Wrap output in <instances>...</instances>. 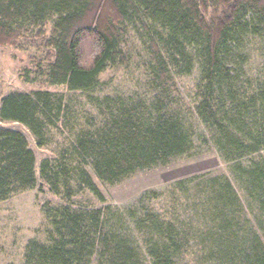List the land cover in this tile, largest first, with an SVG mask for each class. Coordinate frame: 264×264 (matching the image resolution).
<instances>
[{"label":"trees","instance_id":"trees-1","mask_svg":"<svg viewBox=\"0 0 264 264\" xmlns=\"http://www.w3.org/2000/svg\"><path fill=\"white\" fill-rule=\"evenodd\" d=\"M130 28L146 52V101L102 96V121L79 130L60 160L44 159L38 168L25 136L0 128V201L14 190H42L41 180L68 203L55 218L57 237L35 245L25 264H176L185 238L154 211L137 218L129 212L139 243L121 233L108 208L81 210L71 200L76 191H88L105 201L90 172L115 185L191 152L175 77L196 67L192 115L256 208L246 210L225 174L178 185L198 180L197 209L215 217L210 228L199 229L208 258L264 264V163L252 159L264 150V78L243 73L253 39L263 42L258 54L264 55V0H0V46L18 48L33 32L52 53L47 82L69 91L93 93L100 74L126 64ZM60 113V99L48 91L0 100V121L25 126L38 146L45 142L44 122L53 124Z\"/></svg>","mask_w":264,"mask_h":264},{"label":"rangeland","instance_id":"rangeland-1","mask_svg":"<svg viewBox=\"0 0 264 264\" xmlns=\"http://www.w3.org/2000/svg\"><path fill=\"white\" fill-rule=\"evenodd\" d=\"M51 28L52 21H49L45 27L46 38L50 36ZM141 42L138 34L130 28L123 48L126 64L108 68L100 74V88L89 94L69 91L66 86L47 82L52 53L33 32L30 37L20 41L18 48L0 46V100L11 93L48 91L61 101L59 119L53 124L44 122L45 142L42 146H38L31 132L19 123L0 121V128L15 130L25 136L35 155L37 168L44 159L60 160L71 148L79 130L102 121V96L135 102L147 100L143 70L146 52ZM262 44L261 40L253 39V51L248 52L251 53L249 62L243 69L244 75L253 79L264 78V55L258 54ZM198 81L197 67L189 76L175 77L178 100L186 110L185 123L193 135L194 147L189 154L165 165L139 171L115 185L103 184L90 172L105 201L100 203L88 191H76L71 205L86 211L108 208L110 216L119 221L121 233L133 237L139 243L142 237L137 227L130 222L129 212L132 210L137 218L140 213L152 210L164 221L173 223L185 238L176 264H221L215 256L208 258L206 254L209 246L204 245L205 239L199 234L200 228L211 227L215 217L208 216L200 207L197 209L200 201L198 180L185 184V187L178 183L204 174H225L232 181L246 210L250 208L251 211L256 205L250 202L244 186L236 183L230 175L232 170L229 165L208 142L205 132L192 115ZM252 159L264 163V150ZM39 183L42 190H14L7 199L0 201V264H25L26 256L35 245L49 244L50 240L57 237L55 218L68 203L61 196L51 194L41 180ZM210 241L213 242L212 236Z\"/></svg>","mask_w":264,"mask_h":264}]
</instances>
